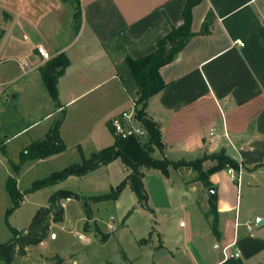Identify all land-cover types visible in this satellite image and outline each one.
Returning <instances> with one entry per match:
<instances>
[{"label":"crops","instance_id":"crops-1","mask_svg":"<svg viewBox=\"0 0 264 264\" xmlns=\"http://www.w3.org/2000/svg\"><path fill=\"white\" fill-rule=\"evenodd\" d=\"M19 1L18 8L13 10L14 23L35 28L27 18L35 15L37 0L31 2L29 7L34 9L30 14L27 1ZM187 1L80 0L81 26L72 40L56 46L39 42L37 46L48 57L64 53L70 61L58 84L60 106L52 100L51 111L42 118L14 134L0 136V167H5L4 156L10 157L3 149L7 152L13 142L30 134L29 139L13 149L19 157L33 141L45 137L59 114H66L80 103L83 110L87 99L104 86L109 87L93 101L103 105L98 123L111 132L112 119L130 111L138 98V86L125 55L140 59L154 53L172 28L183 25ZM54 2L52 13L61 16L66 3ZM192 17L195 36L171 63L161 68L166 87L150 99L147 113L160 126L164 155L169 160L193 161L224 150L242 165L241 181H235L228 170L210 176L220 213V239L204 216L209 211L210 194H199V186L204 187L195 182L190 186L196 190L193 193L200 203L203 223L182 205L187 221L184 226L179 224V234L161 224L159 230L154 229L157 244L147 239L146 244L140 245L137 240L141 249L153 254L150 260L142 251L141 255L133 259L126 256L116 264H264V0H202L193 8ZM209 17V32L203 34ZM23 37L28 40L27 35ZM2 49L3 46L0 55ZM38 54L40 60H34V68L40 69L47 59H42L40 51ZM66 120L65 116L60 130L65 145ZM49 121L41 136L31 135ZM213 128L216 133L211 136ZM226 132L232 144L225 138ZM111 134L112 143L103 131L98 134L91 153L96 155L113 146L115 136ZM211 166L207 163L205 169ZM163 178L166 177L159 171H151L146 173L144 182L149 193L146 209L161 212L164 220L162 212H171L175 206L170 194L164 191ZM2 182L5 186L4 177ZM153 233L150 231V236ZM51 240H58V236ZM237 252L240 256L232 257ZM17 261L16 257L13 264Z\"/></svg>","mask_w":264,"mask_h":264},{"label":"rangeland","instance_id":"rangeland-1","mask_svg":"<svg viewBox=\"0 0 264 264\" xmlns=\"http://www.w3.org/2000/svg\"><path fill=\"white\" fill-rule=\"evenodd\" d=\"M26 1L27 12L30 14L34 8L29 6L35 0ZM54 3V0H37L35 15L27 18L34 23L35 28H31L27 24L14 23L13 10L18 8L19 0H0V5L4 6L0 7V28L6 31L0 42V48L3 46L0 55V86L5 91V95L0 96V136L3 138L42 118L52 109L53 101L45 89L41 71L34 68V60H40L37 46L39 42H49L54 46L67 44L76 32L74 6L66 4L61 16H57L52 13ZM24 35L28 36V40L24 39ZM24 59L29 63L26 71L20 67ZM51 59L48 57L46 62ZM108 87L104 86L92 94L83 110L80 108L82 103L76 104L66 114H59L53 120L55 122L61 117L65 120V116L67 119V150L61 155L34 165H25L19 173H15L10 160L18 163L19 157L13 149L29 139L30 134L19 138L8 147L6 153L10 157L4 156L5 167H0V242L11 241L16 231L28 232L41 208H54L50 212L51 224L47 237L40 244L29 246L28 252L20 250L16 255V264H57L59 259H62L61 264H116L126 256L133 259L141 255L142 251H145L144 257L150 260L153 254L149 250L141 249L137 240L140 242L145 238L157 244L154 229L159 230L161 224L170 226L173 232L179 234V224L185 225L187 221L182 205H186L193 213L194 219L203 223L201 206L193 193L196 190H192L190 186L195 183L191 181L196 178V174L191 171L180 173L171 169V178H163L164 191L170 194L175 206L171 212H162L164 220L161 212L152 213L143 207L130 187L124 189L116 202L91 201L92 197L109 193L125 180L126 171L120 160L85 176H71L56 185L34 189L37 182L52 174L81 164L82 153L86 159L94 157L95 153H91V150L97 135L102 131L112 143V134L108 127L97 120L103 105L93 101ZM50 122H45L31 135L41 136ZM3 177L6 182L10 177L18 181L22 201L16 209H13L6 184H2ZM199 187V194H210L209 190ZM59 191L72 192L78 198L71 201L61 200L58 204L51 205L52 196ZM57 209L60 210L58 217L55 215ZM56 219L61 221L56 222ZM150 231H154L151 236ZM53 233L58 236V240H51ZM107 235L108 238L103 241ZM79 236H84V239Z\"/></svg>","mask_w":264,"mask_h":264},{"label":"trees","instance_id":"trees-1","mask_svg":"<svg viewBox=\"0 0 264 264\" xmlns=\"http://www.w3.org/2000/svg\"><path fill=\"white\" fill-rule=\"evenodd\" d=\"M202 0H188L184 10V23L180 27L172 28L162 40L159 41L157 50L140 59H133L130 55H125V60L131 70L133 78L138 86L137 101H136V117L148 132L146 140H140L136 137L121 139L115 137L113 146L108 147L97 153L91 159H86L82 153L83 161L81 164L71 166L61 172H56L50 177L37 182L34 189H40L47 186L56 185L71 176L82 177L88 173L107 166L116 160H120L124 165L127 176L125 180L117 187L105 195L92 197L94 202H116L124 189L130 187L133 193L137 196L140 204L147 208L149 201V193L145 187L144 179L146 173L150 171H159L164 177L169 178L171 169L177 172H194L196 178L191 182H199L207 190L214 188L210 182V176L232 168L239 170L240 163L229 156L226 151L219 153L204 155L193 161H171L164 155L165 145L162 139V133L158 122L149 117L147 108L150 99L160 93L166 83L163 81L160 70L163 66L171 63L177 54H179L195 36L192 31V11ZM64 3L74 6L75 8V30L78 32L82 20V7L80 0H63ZM211 17L205 22L202 33L209 32ZM6 34L5 29L0 28V42ZM70 61L66 54L61 53L40 68L41 78L45 89L52 100L60 106L58 84L60 78L65 74L69 67ZM64 118L56 120L51 129L43 139L33 141L30 145L24 148L19 154V162L15 163L10 160L15 173H19L21 168L29 162L44 160L49 157L61 154L67 150L60 134L61 126ZM111 132L112 128H111ZM6 153V151L3 149ZM210 163L212 166L205 169V164ZM6 190L9 193L13 209L20 206L22 195L18 190V181L16 178L10 177L6 182ZM78 198V195L69 191H59L51 198V205L58 204L61 200ZM53 209L41 208L35 215L30 229L27 233L15 232V237L6 243L0 242V264H13L17 253L20 250L23 252L29 246L40 244L48 234L50 227V212ZM60 210L57 209L55 215L58 217ZM204 216L209 220L211 228L217 238L220 239L219 222L220 213L217 209V195H210L209 211L204 213ZM56 222L61 221L56 219ZM108 238L104 236V240ZM148 242L147 239L141 240L140 245ZM62 259H59L57 264H61Z\"/></svg>","mask_w":264,"mask_h":264},{"label":"built area","instance_id":"built-area-1","mask_svg":"<svg viewBox=\"0 0 264 264\" xmlns=\"http://www.w3.org/2000/svg\"><path fill=\"white\" fill-rule=\"evenodd\" d=\"M41 55L44 58H48V55L45 53V51L40 48L39 49ZM29 63L26 60H23L20 64V67L22 70L26 71L28 68ZM3 93V89L0 86V95ZM111 128L113 131V135L115 137L121 138V139H128L130 137H136L139 138L140 140H146L148 138V132L144 128V126L138 121L136 117V102L133 103V107L130 111H124L111 121ZM216 133V128H213L210 132L211 136H214ZM225 138L232 144L230 141V137L225 133ZM229 174L231 177L235 180L240 182L242 173H243V167L240 166L239 170L236 171L232 168L228 169ZM67 201H71V199H67ZM181 226H184L183 223H181ZM57 235L53 233L51 235V239H56ZM80 239H84V236H79ZM228 248L224 250L225 254L227 255L226 251ZM240 253H235L232 255V257H239Z\"/></svg>","mask_w":264,"mask_h":264},{"label":"water","instance_id":"water-1","mask_svg":"<svg viewBox=\"0 0 264 264\" xmlns=\"http://www.w3.org/2000/svg\"><path fill=\"white\" fill-rule=\"evenodd\" d=\"M209 192H210V195H214V194H215V189L212 188V189L209 190ZM258 224H259V225H262V224H263V221H262V220H259V221H258Z\"/></svg>","mask_w":264,"mask_h":264}]
</instances>
